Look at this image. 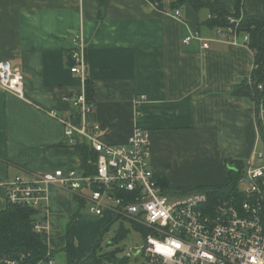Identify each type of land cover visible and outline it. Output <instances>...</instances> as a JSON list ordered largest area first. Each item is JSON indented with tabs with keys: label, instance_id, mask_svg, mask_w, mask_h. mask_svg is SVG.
Wrapping results in <instances>:
<instances>
[{
	"label": "crops",
	"instance_id": "1",
	"mask_svg": "<svg viewBox=\"0 0 264 264\" xmlns=\"http://www.w3.org/2000/svg\"><path fill=\"white\" fill-rule=\"evenodd\" d=\"M174 1L163 0L162 10L149 0H0V62L24 78L23 97L0 89V209L16 175L85 171L82 150L67 144L64 123L50 114L75 115L72 98L82 89L103 142L124 143L135 127L151 131V168L165 188L221 185L229 161L259 150L254 100L233 94L252 72L253 51L217 40L206 7L188 3L177 7L183 19L173 16ZM221 1L235 12L236 0ZM240 13L264 17V0H246ZM191 33L209 48L195 38L185 44ZM76 37L87 48V84L70 70ZM49 192L52 259L68 238L82 258L110 214L90 211L86 189L52 184Z\"/></svg>",
	"mask_w": 264,
	"mask_h": 264
},
{
	"label": "built area",
	"instance_id": "2",
	"mask_svg": "<svg viewBox=\"0 0 264 264\" xmlns=\"http://www.w3.org/2000/svg\"><path fill=\"white\" fill-rule=\"evenodd\" d=\"M172 15L184 18L179 8ZM243 17H231L228 26L215 27L217 40L250 48L249 34L238 28ZM193 38L203 48H209L210 43L199 33H191L183 42L188 44ZM73 48L71 56L75 63L70 70L85 82L87 48L81 37L74 38ZM247 80L253 84L251 74ZM258 87L262 89L263 84ZM23 88L20 69L8 61L0 62V89L23 97ZM72 99L79 107L75 115L65 116L56 109L50 114L64 123L67 144L76 145L81 138L97 152L94 173L56 169L31 178L16 175L5 183L6 203L33 207L45 217L35 223L36 231L48 230L45 213L50 203L49 190L57 184L64 189L89 191L88 205L94 215L125 216L148 227L152 233L142 247L136 253L131 249L125 252L130 257L140 255L146 264H264V150H255L243 167L242 176L249 177L251 186L245 191L239 189L242 199L238 194L222 197L205 189L183 192L165 188L151 168V131L135 127L126 142L105 143L99 137V124L87 120L95 105L86 91L82 89ZM254 113L259 138L264 142L262 102L258 105L254 101ZM47 256L48 264H55L50 251ZM3 261L22 264V258Z\"/></svg>",
	"mask_w": 264,
	"mask_h": 264
},
{
	"label": "trees",
	"instance_id": "3",
	"mask_svg": "<svg viewBox=\"0 0 264 264\" xmlns=\"http://www.w3.org/2000/svg\"><path fill=\"white\" fill-rule=\"evenodd\" d=\"M158 9L165 10L163 0H149ZM246 0H236V9L232 14L228 13L225 4L221 0H175L171 4V9L183 6L190 3L196 10L206 7L210 11L211 17L207 23L212 27L228 26L231 17L240 18V12L244 7ZM240 32H247L249 34V46L253 49L254 64L251 75L253 84H248V80L237 84L233 94L238 96L250 97L258 105L260 102L264 105V17L256 15H246L241 18L238 25ZM88 80L86 81V84ZM258 84H263L262 89H259ZM79 147L85 158L86 174H93L95 171L94 161L97 159V152L94 148L86 143L84 139L79 138L76 145ZM234 164V167H228V178L221 185L200 186L194 189H205L208 192H217L219 196H226L230 194L243 196L237 186V181L243 173V167L246 162L243 160L229 161ZM164 186L162 181H159ZM194 189L180 188L178 191H192ZM45 219L41 216L38 209L26 205H15L5 203L0 209V264H5L4 258H22V264H38L40 261L47 260L48 256V235L46 231H36L34 229L35 223L40 219ZM112 218V220H111ZM109 223L99 231V234L94 241L91 249L82 258H78V249L70 238H68L65 247L67 263L68 264H132L130 256L123 253V249L116 247L111 251H104L100 242L102 236L115 217H111ZM135 228L140 229L146 237L152 232L150 229L142 224H136ZM127 232L120 229L115 237H112L111 243L122 239Z\"/></svg>",
	"mask_w": 264,
	"mask_h": 264
},
{
	"label": "rangeland",
	"instance_id": "4",
	"mask_svg": "<svg viewBox=\"0 0 264 264\" xmlns=\"http://www.w3.org/2000/svg\"><path fill=\"white\" fill-rule=\"evenodd\" d=\"M259 150H264V142L262 140H261V145L259 146ZM258 162L260 161H257V163ZM237 186L241 191L247 190L251 186L249 177L247 175L241 176L240 179L237 181ZM120 229L125 230L127 234L124 235L122 239L117 240L115 243H111L110 241L112 237H115L116 234L120 231ZM145 239H146V235L143 232H141L140 229L135 228V223L133 219L124 216V217H117L115 218L114 221L110 223L109 228L102 236L100 244L104 249V251H109V250L111 251V249L120 247L121 249H123V253L127 252L129 249H131L132 252L136 253L137 250L140 247H142L141 245L144 244ZM60 251H55L54 253L55 264H68L66 253L64 251L61 252ZM131 261L132 264H146V262L142 260L140 255L139 257L133 256L131 258ZM38 264H47V262L40 261Z\"/></svg>",
	"mask_w": 264,
	"mask_h": 264
},
{
	"label": "water",
	"instance_id": "5",
	"mask_svg": "<svg viewBox=\"0 0 264 264\" xmlns=\"http://www.w3.org/2000/svg\"><path fill=\"white\" fill-rule=\"evenodd\" d=\"M68 61H69L70 63H72L73 65H74V63H75L71 55L68 57ZM74 120H75V123H77V115L74 117Z\"/></svg>",
	"mask_w": 264,
	"mask_h": 264
}]
</instances>
